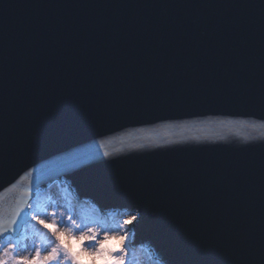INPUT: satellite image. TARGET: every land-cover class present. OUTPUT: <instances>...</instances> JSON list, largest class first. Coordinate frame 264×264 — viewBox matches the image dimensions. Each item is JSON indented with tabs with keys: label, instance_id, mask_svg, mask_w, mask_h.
Segmentation results:
<instances>
[{
	"label": "water",
	"instance_id": "obj_1",
	"mask_svg": "<svg viewBox=\"0 0 264 264\" xmlns=\"http://www.w3.org/2000/svg\"><path fill=\"white\" fill-rule=\"evenodd\" d=\"M261 2L0 0L5 218L29 200L33 181L42 189L61 179L103 209L146 213L132 224L133 240L154 255L164 244L203 264L234 258L245 245L258 253L264 149L243 137L259 130L161 128L174 140L225 139L114 143L112 157L103 156V141L158 125L264 117ZM179 233L194 241L184 252L172 243ZM200 245L212 253L199 255Z\"/></svg>",
	"mask_w": 264,
	"mask_h": 264
},
{
	"label": "snow or ice",
	"instance_id": "obj_2",
	"mask_svg": "<svg viewBox=\"0 0 264 264\" xmlns=\"http://www.w3.org/2000/svg\"><path fill=\"white\" fill-rule=\"evenodd\" d=\"M235 6V5H229ZM255 6V5H242ZM262 13H264V0L261 4ZM262 33H264V25H262ZM264 86V85H262ZM198 125L209 127L217 125L222 128L245 127L253 130H259L260 136H253L251 134L243 137L246 147L256 146L264 149V117L259 119L247 120H206V121H188L181 125H158L155 128H140L135 131H126L121 135L109 138L103 141L104 157H112L115 153L109 151L108 147L114 143L127 145L129 148H155L163 147L165 145L182 144L189 139L197 142L203 140L225 139L223 136H192L181 137L180 140L165 138L160 134L161 128L173 127H196ZM256 141H259L258 143ZM245 147V148H246ZM29 175L31 173H28ZM39 185L34 181L27 189L29 193V200L24 201L23 207H18L7 219L5 213L0 206V264H63V261L70 260L71 264H134L135 248H134V234L135 230L129 228L134 222L139 226L147 220V214L140 210H135L131 213H125L124 219L117 223V228H103L102 238L98 239L99 233L92 230L91 226L84 225L79 229V239L81 241H94L89 247L92 251L89 255L91 260L85 261L82 257L85 254L84 250L74 251L64 242V232L59 231L60 225L67 226L66 221H71L72 216L67 218L61 214L60 218H56V212L51 213L47 208H42L30 202L32 195H39ZM46 217L47 219H42ZM50 220V222H49ZM35 221L42 225L45 230H50L51 235L55 237V246L48 247L42 244H33L29 246L22 243L18 238L20 230L27 224ZM74 223V221H73ZM87 229V232H85ZM123 233L122 235L120 233ZM68 235H72L71 232ZM110 241H118L119 247H110ZM182 241V244H181ZM174 245L180 247V251L184 252L186 249L193 246V238L189 233H179L172 242ZM258 253L254 250L249 251L248 246L245 245V251L238 252L234 258L217 261L216 264H264V219L261 221L260 239L258 246ZM212 249L200 245L198 246V254L207 256L212 253ZM132 253L129 255V253ZM160 256V264H203L199 261H191L178 258L168 246L164 244V250H158Z\"/></svg>",
	"mask_w": 264,
	"mask_h": 264
},
{
	"label": "rangeland",
	"instance_id": "obj_3",
	"mask_svg": "<svg viewBox=\"0 0 264 264\" xmlns=\"http://www.w3.org/2000/svg\"><path fill=\"white\" fill-rule=\"evenodd\" d=\"M60 181L64 182L62 180ZM60 181L57 182L56 185H54L53 187L54 189L56 187L57 191H55L54 193V190H50L48 194L46 191H44L42 197L36 202V205L42 208H47V210L50 213L52 211H55L57 219L60 218L61 214H63L65 219L67 218L68 215H71L72 220L66 221L67 224L66 227L65 225H60L59 231L65 233L63 237L64 242L74 251H81V250L85 251V254L82 257V259H84L85 261L91 260L92 257L89 255V253L92 251V249L89 247V245L85 244L86 240L81 241L79 239V235H80L79 229L84 227V225H88L91 226L93 231L99 233L100 235H103V228L106 227V228L114 229V227H117V223L119 222L118 220L120 217L114 218L111 227L106 225V222L104 221L105 219L104 220L101 219L97 223H93V219H95L96 216L98 215L93 214L91 209L93 210H97V209H95L91 205V202L73 198L71 194L67 193L65 187L57 185L58 183H60ZM103 217L106 216L103 215ZM41 218L47 219L46 217H41ZM90 222L92 224H90ZM78 223L80 224L77 225ZM69 232L72 233L71 236L68 235ZM85 232H87V229H85ZM20 239L22 243H26L29 246L33 244H42V245H47L48 247H52L55 246L56 244L55 237L51 235V231L45 230L42 225L37 224L35 221L29 224V226L25 231V235H23V237ZM108 246L119 247V243L118 241H110ZM139 260L140 259H135V261H139ZM63 264H71V261L65 260L63 261Z\"/></svg>",
	"mask_w": 264,
	"mask_h": 264
},
{
	"label": "bare ground",
	"instance_id": "obj_4",
	"mask_svg": "<svg viewBox=\"0 0 264 264\" xmlns=\"http://www.w3.org/2000/svg\"><path fill=\"white\" fill-rule=\"evenodd\" d=\"M60 180L61 179H57V180L55 179L52 182V184H50L46 188L39 189L38 190L39 191V195L37 196V195L34 194L32 196V199H31L30 202L36 204V202L42 197L44 191H46L47 194H48L50 192V190H54V193H55V191H57V189H56V187H55V189L53 187ZM57 185L65 187L66 190L70 191L72 194H74L76 197H78L76 195L75 190L70 188L67 183L60 181V183H58ZM78 199L95 203V201H93V200H91L89 198H80V197H78ZM91 210H92L93 214H97L98 215V216H96L95 219H93V223H97L101 219H103V220L105 219L104 221L106 222V225L109 226V227L112 226L114 218L120 217L118 221H121L122 219L126 218L125 217V213L126 212L127 213L134 212V211L128 210V209H122V210L119 209V208L118 209H103L102 207L97 208V210H93V209H91ZM99 214H100V216H99ZM103 215L106 216V217H103ZM80 223H81V221H80ZM80 223H78L77 225H79ZM90 224H92V223L90 222ZM28 226H29V224H27V225H25L23 227V229L21 230L20 234L18 235V238H22L23 235H25V231H26ZM128 227L132 228V225H129ZM115 228H117V227H114V229ZM121 234H123V233L121 232ZM100 238H102V235H100V237L98 236V239H100ZM92 243H94V241L86 240V242H85L86 245H90ZM134 248H135V259H140L139 261H135L134 264H160V257L157 256V255H154V249L151 246L148 248L146 243H139L137 245H134ZM131 254L132 253L130 252L129 255H131Z\"/></svg>",
	"mask_w": 264,
	"mask_h": 264
}]
</instances>
